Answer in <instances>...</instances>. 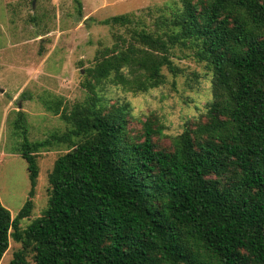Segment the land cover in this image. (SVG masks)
<instances>
[{
  "label": "trees",
  "instance_id": "trees-1",
  "mask_svg": "<svg viewBox=\"0 0 264 264\" xmlns=\"http://www.w3.org/2000/svg\"><path fill=\"white\" fill-rule=\"evenodd\" d=\"M102 23L125 32L86 69V100L46 103L67 130L31 141L18 111L31 190L14 218L0 201V261L12 238L22 247L9 264H264V0H178L153 27L132 14ZM177 48L207 62L212 100L162 147L151 118L130 134L127 105L102 92L161 86L165 68L179 73ZM60 145L49 206L22 228L38 154Z\"/></svg>",
  "mask_w": 264,
  "mask_h": 264
},
{
  "label": "rangeland",
  "instance_id": "rangeland-1",
  "mask_svg": "<svg viewBox=\"0 0 264 264\" xmlns=\"http://www.w3.org/2000/svg\"><path fill=\"white\" fill-rule=\"evenodd\" d=\"M178 0H0V201L14 218L29 198L31 184L27 162L19 147L22 129L18 111L26 113L22 124L31 141L45 140L68 126L46 103L62 100L61 109L86 100L83 87L86 69L101 47L112 46L114 33L125 28L102 23L115 15L132 14L139 25L153 27L161 13L170 15ZM179 73L164 69L166 81L147 92L134 93L107 85L102 96L109 104L129 109V132L144 131L151 118L160 133V146H171L172 137L196 124L212 100V71L192 49L175 50ZM21 106V107H20ZM65 145L39 152V176L31 216L25 228L49 206V174ZM22 247L10 239L0 264H9ZM31 260V257H29ZM32 261V260H31Z\"/></svg>",
  "mask_w": 264,
  "mask_h": 264
},
{
  "label": "water",
  "instance_id": "water-1",
  "mask_svg": "<svg viewBox=\"0 0 264 264\" xmlns=\"http://www.w3.org/2000/svg\"><path fill=\"white\" fill-rule=\"evenodd\" d=\"M21 107V106H20Z\"/></svg>",
  "mask_w": 264,
  "mask_h": 264
}]
</instances>
